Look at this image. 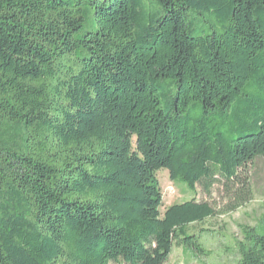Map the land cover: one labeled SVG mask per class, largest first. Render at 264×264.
<instances>
[{
  "label": "trees",
  "instance_id": "16d2710c",
  "mask_svg": "<svg viewBox=\"0 0 264 264\" xmlns=\"http://www.w3.org/2000/svg\"><path fill=\"white\" fill-rule=\"evenodd\" d=\"M264 158V0H0V264H164ZM233 264H264V215Z\"/></svg>",
  "mask_w": 264,
  "mask_h": 264
},
{
  "label": "rangeland",
  "instance_id": "374dc122",
  "mask_svg": "<svg viewBox=\"0 0 264 264\" xmlns=\"http://www.w3.org/2000/svg\"><path fill=\"white\" fill-rule=\"evenodd\" d=\"M244 178L248 187L236 186L228 189L216 184L210 196L198 185L194 193L184 183L172 181L169 171L157 172L163 193L162 213L173 204L191 199L209 201L217 214L201 224L189 227V233L200 235V241L207 254L184 250L175 245L164 264H233L237 258L236 241L242 238L244 226H256L264 215V158L256 159L249 165Z\"/></svg>",
  "mask_w": 264,
  "mask_h": 264
}]
</instances>
